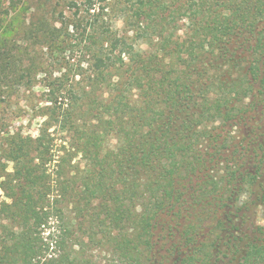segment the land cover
Returning <instances> with one entry per match:
<instances>
[{"label": "trees", "instance_id": "1", "mask_svg": "<svg viewBox=\"0 0 264 264\" xmlns=\"http://www.w3.org/2000/svg\"><path fill=\"white\" fill-rule=\"evenodd\" d=\"M5 1L0 104L46 74L37 137L8 128L1 137L14 170L0 160V185L11 199L0 209V264H95L75 246L103 239L110 264H216L231 201L242 225L230 264H264V225L250 217L264 211V179L256 199L239 200L261 169L241 170L264 123L249 124L246 135L238 130L264 107V0L71 1L74 19L60 26L36 16L45 7L39 0ZM114 16L123 18L122 30H110ZM79 32L89 41L87 67L47 72L54 63L44 55L68 50ZM256 145L264 162V138ZM76 154L83 165L72 164ZM51 163L57 200L73 203L84 225L61 224L50 233L54 243L44 232L63 216L50 202ZM163 232L169 263L165 255L152 261ZM52 244L60 252L47 258Z\"/></svg>", "mask_w": 264, "mask_h": 264}, {"label": "rangeland", "instance_id": "2", "mask_svg": "<svg viewBox=\"0 0 264 264\" xmlns=\"http://www.w3.org/2000/svg\"><path fill=\"white\" fill-rule=\"evenodd\" d=\"M8 1V0H6ZM5 1V2H6ZM43 2L45 5L44 8H40L41 10L36 15H47L49 20H52V22L56 23V26L61 25V19L67 18V20L72 21L74 19L73 13L75 11V8L71 6V1H77L78 3H81L83 0H39ZM8 3V2H6ZM7 6V5H5ZM31 12H28V17L30 16ZM115 17V20H114ZM112 21L110 23V30H122L124 27V21L123 18L114 16ZM243 34V33H242ZM241 34V35H242ZM78 38L71 37L66 42V48L68 50H62L54 52L50 55L45 54L43 59L49 62H53L54 64L50 66L49 69H46L47 72H51L53 76H60L62 73L67 74H75L78 70L87 67L89 62V55L87 54V48L86 45H89V41L85 39L82 35V32H79ZM141 45H144L145 43H142ZM65 46V43L63 44ZM64 48V47H63ZM70 49V50H69ZM46 74L40 73L38 75V83L33 87V89L27 90L26 92H21L20 94H16L11 100V103L1 102L0 104V142L1 137L4 135V132L7 130L11 131V134L17 130L21 131L24 135H32L33 137H37L39 133V129L42 126L43 117L39 115V109L43 105H45V95L43 90V82L41 81L42 75ZM41 82V83H40ZM257 100H260V98H256ZM264 111V107H261L260 110H251V112L248 114V120L246 123L247 125H240L238 127V130L241 131L242 135H246L250 129L249 124H253V122H256L258 120V117L261 113V111ZM262 118L264 119V113H262ZM256 117L255 120L253 118ZM3 122V123H2ZM243 123V122H242ZM261 124V123H260ZM263 124V123H262ZM263 128V127H262ZM260 129V133L262 134L258 138H254L253 141L250 143L249 148H251V151L247 149L246 151V157L244 160V167H242V171L245 169H252L256 170L259 169L261 166L260 171L257 173V181L252 185L251 187H248L246 191L243 192V194L240 197V201H247L250 199H256L257 196L260 193L261 186L259 185L258 181H261L264 179V162H260L259 158L255 156L253 153V149L257 147L256 143L257 141H262L261 138L264 137V129ZM237 130V132H239ZM52 131V130H51ZM54 133V131H53ZM62 140L60 136L55 137L54 143L56 144V147L59 148V143H61ZM110 145L114 146L117 142L115 137L110 138ZM63 143V142H62ZM6 147L5 145L0 146V160L4 163H6L7 172H13L14 170V162L9 161L5 158H2V151H4ZM58 158V156H56ZM81 164L83 165V159L80 154H76L72 164ZM49 172L53 173L55 166L54 163L48 164ZM5 178L4 176L1 178ZM1 181V180H0ZM51 183L53 185V188L55 189L53 193L54 196L51 197L50 202H53V205H56L58 209H60L62 214V222L57 220L56 217H54L50 222V228L46 229L44 232V236L48 237V239L54 243V241L50 238V233L57 234V230L60 229L61 224L70 225L73 226L74 229L79 228L80 225H83L82 219H75V213H74V204L71 203L69 200L66 199H59L57 200V196H55L58 191L56 190V177L54 173L52 174ZM227 196V194H226ZM4 201L11 202V199H9L4 189L0 185V209L2 206V203ZM264 212V211H263ZM262 212V208L256 209V214L251 215L252 218L258 219V223L260 225H264V215ZM186 216V215H185ZM183 220V219H182ZM171 224L174 222L171 220ZM84 226V225H83ZM85 228H87V225H85ZM83 230L78 229L76 235L79 237V239H84L85 241H88V235L83 232ZM160 231V230H159ZM162 239L158 241V244L156 246V249L154 250V255L152 256V261L158 259H162V256L168 258V263L172 262L173 254L167 255L165 251V247H167L169 239L168 234L163 232ZM98 239H100V236H97ZM77 249L81 247V258L84 260H91L95 264H110L111 259L113 258V251L111 246L109 247L106 239L102 240V244H92L89 243L88 245L82 247L81 245L75 246ZM60 251L57 248L55 244L51 245V248L49 250V253L47 255V258L51 256H55ZM157 254V255H155ZM219 258V259H218ZM216 258V264H221L223 257ZM46 259V257L44 258ZM157 260V261H158Z\"/></svg>", "mask_w": 264, "mask_h": 264}, {"label": "flooded vegetation", "instance_id": "3", "mask_svg": "<svg viewBox=\"0 0 264 264\" xmlns=\"http://www.w3.org/2000/svg\"><path fill=\"white\" fill-rule=\"evenodd\" d=\"M262 113H264V112L261 111V113L258 117V120H256V122H253V123H264V119L262 118L263 117ZM255 119H256V117L253 118V120H255ZM262 129H264V125H263ZM263 138H261V140H263ZM240 204L241 203H239V205ZM237 211H238L237 205L234 203V201H231V204L229 205V214L231 215V218L228 219V221L226 223V231H224V233H226L229 236L228 237L224 236L222 242L218 243L217 248H216V252H220L219 255L221 257H223L221 264L232 263L230 261V258H231V254H232L231 246L233 245V237L235 235H237V230L242 225V218H241L242 212L238 213ZM225 217H228V216H225Z\"/></svg>", "mask_w": 264, "mask_h": 264}]
</instances>
